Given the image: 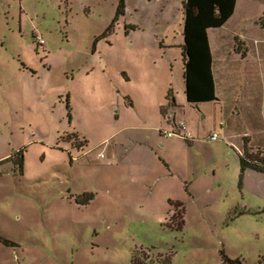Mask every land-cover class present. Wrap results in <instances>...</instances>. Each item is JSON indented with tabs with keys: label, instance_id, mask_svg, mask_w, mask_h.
<instances>
[{
	"label": "rangeland",
	"instance_id": "1",
	"mask_svg": "<svg viewBox=\"0 0 264 264\" xmlns=\"http://www.w3.org/2000/svg\"><path fill=\"white\" fill-rule=\"evenodd\" d=\"M118 2L0 0V238L12 243L0 241V264H131L133 253L146 264H220L221 253L264 264V179L240 180L243 147L227 134L234 122L253 152L264 146V46L252 51L264 0H239L211 33L227 35L214 49L219 101L197 107L183 92L181 1L125 0L94 43ZM248 48L250 64L262 60L252 69ZM251 91L263 110L234 121ZM169 93L193 145L171 150L169 167L140 147L120 157L129 139L158 140L124 127L139 124L135 109L156 122Z\"/></svg>",
	"mask_w": 264,
	"mask_h": 264
},
{
	"label": "trees",
	"instance_id": "2",
	"mask_svg": "<svg viewBox=\"0 0 264 264\" xmlns=\"http://www.w3.org/2000/svg\"><path fill=\"white\" fill-rule=\"evenodd\" d=\"M124 1L119 0L114 19L107 27L105 33L95 38L94 43L103 39L112 33L114 25L117 23L119 16L123 14ZM182 4V83L183 92L186 102L194 107L200 104L217 102L215 95V83L212 74V59L208 43L207 31L223 27L232 17L235 9L236 0H180ZM238 43V42H237ZM94 47V46H93ZM234 51L240 53L236 46ZM243 55V54H241ZM169 103L174 105V100L169 95L166 98ZM248 141L244 139L242 152L239 156L240 180L246 170H252L264 174V150L252 151L248 148ZM23 153L19 156L15 164L22 172ZM7 160L1 161L2 163ZM91 197L88 198V201ZM181 207L182 204H171ZM179 220L178 229L182 225V217ZM0 241L4 244H12L2 238ZM131 264H146L137 253L131 255ZM149 264V263H147ZM169 264V262H167ZM220 264H243L239 259H230L221 253Z\"/></svg>",
	"mask_w": 264,
	"mask_h": 264
},
{
	"label": "crops",
	"instance_id": "3",
	"mask_svg": "<svg viewBox=\"0 0 264 264\" xmlns=\"http://www.w3.org/2000/svg\"><path fill=\"white\" fill-rule=\"evenodd\" d=\"M238 2H239V0H236L234 13H233L232 17L227 21V23L223 27H221L219 29H212V30L207 31L208 43H209L211 59H212V74H213V79H214V83H215V95L217 97V102L219 101V98H218L219 96L217 95L218 92H217V88H216L215 73H214V69H213L214 64L216 62L214 49H217L218 47L220 50L224 49L222 43H224V41L226 40L227 35L222 34V35L214 36L213 37L214 39H212L211 33H216V32L220 33V31L225 29L227 24L230 22V20L234 17L235 13L237 12ZM262 15L264 16V13ZM263 16L259 18L260 21L258 23H259L260 31L263 32V34H264V18H263ZM256 40L257 39L253 40V45H255V46H253L252 51L255 50L258 53V52L262 51V48H263L259 45L264 46V37L261 39V41L259 40L258 44H256V42H255ZM220 47H222V48H220ZM248 50H249L248 54L246 55V57H244L242 59V63L247 64L248 68H250V67H252L251 65L262 62L261 58H259V59L255 60L256 62L253 61V63L251 62L252 64H250V55H251L250 54V48H248ZM258 56H259V53H258ZM262 56H264V55L262 54ZM250 69H252V68H250ZM251 74L252 73L250 71V72H248L247 76L249 77ZM241 96L243 98L240 101V103H242V105H241L242 110L238 109V107H236V109H235V107H234L233 113L230 115L231 119H233L235 121L236 119L238 120V119H241L243 117L246 119H250L251 120L250 123L255 122V120H252L251 118L252 117L255 118V115H256L255 113H259L260 111H262L263 107L261 106L262 109H261V107H258V103H257L258 101L256 100V96L252 91L248 94V97H247V95H241ZM244 97L245 98L247 97V101L245 100ZM171 98H173V100H174V105L177 106L176 102H175L176 100L172 96V94H171ZM235 98H236V96H235ZM164 100L165 101H162L161 103H157V105H156V112H157V117H158L156 122H153V124H149L148 117L143 112L139 111L138 109H135L136 119H137V122H139V124L130 125V126L127 125L126 127H124V129H127V130L135 129V130H143V131H148V132H152V133L153 132L157 133L158 140H156V141L152 140L150 134L146 135V140H147L146 142L134 141V140L129 139V141L127 143H125L126 145H124V146H126V147L124 148L123 155H121L120 157H122V156L126 157L132 149H135L136 147H140L144 151L147 150V153L151 154L152 157H153V155L158 156V159L162 161L163 165L164 166L167 165L169 167L170 165L167 163L168 161L166 162L164 159L167 158V156L171 150H174V148H175L176 150L184 151V150L178 149V147H181V148L185 147L188 149L189 147H191L193 145L194 139L191 137V133H190L191 127L190 126L187 127V124H186L187 133L190 135L188 140H185L184 138H179V137H175V138H171V139H165L162 136H160L159 131H161V130H166V131L172 130L178 122H185L186 123V120L179 119L182 117V114H181V116L180 115L177 116V114H178L177 111H173V109H172L173 105L171 103H169L170 100H167V99H164ZM235 102H237V101H234V103ZM129 104H130V106H133L131 101H129ZM186 105L188 106L189 104L186 102ZM127 109H128V107L125 108V110H127ZM235 110H238V111H235ZM239 132L244 133L245 131L243 129H240L238 131L235 127L234 122L232 123V126L230 127V129L227 130V134H232V138L236 139V141H238V144H240V148H241V146L243 147V139H246L249 143H251V138L246 134V132L244 134H242V136L244 137L243 139L241 138L242 136L239 134ZM212 134H215V133L211 132L210 134H208L207 137H209ZM241 139H242V141H241ZM202 141H206L205 138H204V140L202 139ZM216 141H218V137H217ZM216 141H214V142H216ZM259 144L264 145V143H262V142ZM121 146L123 147V145H121ZM259 149L264 150V146L259 147ZM117 154H118V152H116V150L114 148H111V157L116 158V157H118ZM159 154H162V155L159 156ZM240 154L241 153L238 154V161H239ZM255 173H256V175H258L259 177H262L264 179V174H260L257 172H255ZM243 175L245 176V174H243ZM242 185L244 187V182Z\"/></svg>",
	"mask_w": 264,
	"mask_h": 264
},
{
	"label": "built area",
	"instance_id": "4",
	"mask_svg": "<svg viewBox=\"0 0 264 264\" xmlns=\"http://www.w3.org/2000/svg\"><path fill=\"white\" fill-rule=\"evenodd\" d=\"M36 40L38 41V44L40 46L44 45V41L42 40L40 36L37 35ZM159 134L160 136L166 139L179 137V138H184L185 140H188V138L190 137V135L187 133L185 122H178L172 130H169V131L161 130L159 131ZM216 140H217L216 134H212L208 137V141L210 142H214Z\"/></svg>",
	"mask_w": 264,
	"mask_h": 264
}]
</instances>
